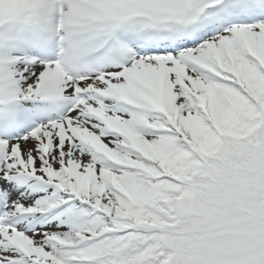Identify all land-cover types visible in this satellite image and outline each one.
I'll return each mask as SVG.
<instances>
[{"label":"snow or ice","instance_id":"snow-or-ice-1","mask_svg":"<svg viewBox=\"0 0 264 264\" xmlns=\"http://www.w3.org/2000/svg\"><path fill=\"white\" fill-rule=\"evenodd\" d=\"M0 264H264V0H0Z\"/></svg>","mask_w":264,"mask_h":264}]
</instances>
